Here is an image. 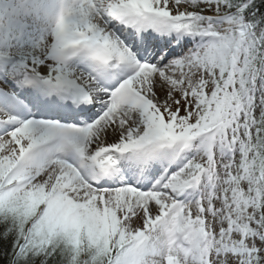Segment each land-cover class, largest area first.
I'll return each mask as SVG.
<instances>
[{
    "label": "snow or ice",
    "instance_id": "snow-or-ice-1",
    "mask_svg": "<svg viewBox=\"0 0 264 264\" xmlns=\"http://www.w3.org/2000/svg\"><path fill=\"white\" fill-rule=\"evenodd\" d=\"M22 14L42 34L0 39V261L264 264V0Z\"/></svg>",
    "mask_w": 264,
    "mask_h": 264
},
{
    "label": "rangeland",
    "instance_id": "rangeland-1",
    "mask_svg": "<svg viewBox=\"0 0 264 264\" xmlns=\"http://www.w3.org/2000/svg\"><path fill=\"white\" fill-rule=\"evenodd\" d=\"M17 2L19 5H16ZM23 6L24 0H0V24L4 25V27H0V39L10 36L13 46L16 47V40L20 37L22 39L20 47L26 50L39 40L42 34V27H39L38 19L35 15L25 16L22 14ZM9 20H18L26 25L23 29V35L19 36L16 33L6 32ZM34 34H36L35 38L33 37Z\"/></svg>",
    "mask_w": 264,
    "mask_h": 264
},
{
    "label": "bare ground",
    "instance_id": "bare-ground-1",
    "mask_svg": "<svg viewBox=\"0 0 264 264\" xmlns=\"http://www.w3.org/2000/svg\"><path fill=\"white\" fill-rule=\"evenodd\" d=\"M16 5H19V3L17 2ZM20 5H22V4H20ZM17 7H20V6H17ZM38 25H39V27H42L41 21H39V20H38ZM39 27H38V28H39ZM19 36H20V35H19ZM34 36H36V34H34L33 37H34ZM34 38H35V37H34ZM21 41H22V39H20V38L18 39V38H17V40H16V47H17V48L21 46Z\"/></svg>",
    "mask_w": 264,
    "mask_h": 264
},
{
    "label": "trees",
    "instance_id": "trees-1",
    "mask_svg": "<svg viewBox=\"0 0 264 264\" xmlns=\"http://www.w3.org/2000/svg\"><path fill=\"white\" fill-rule=\"evenodd\" d=\"M2 230H3V226L0 225V231H2ZM0 255H2V253H0ZM0 264H3V261H0Z\"/></svg>",
    "mask_w": 264,
    "mask_h": 264
}]
</instances>
